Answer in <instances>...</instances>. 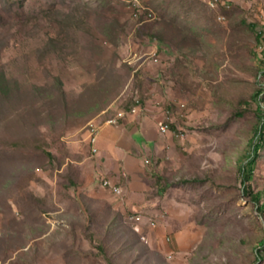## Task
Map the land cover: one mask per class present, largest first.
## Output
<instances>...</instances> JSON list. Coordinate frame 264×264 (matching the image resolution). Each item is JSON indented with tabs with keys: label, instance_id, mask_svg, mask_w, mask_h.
Listing matches in <instances>:
<instances>
[{
	"label": "rangeland",
	"instance_id": "rangeland-1",
	"mask_svg": "<svg viewBox=\"0 0 264 264\" xmlns=\"http://www.w3.org/2000/svg\"><path fill=\"white\" fill-rule=\"evenodd\" d=\"M148 105L143 192L88 189L68 136ZM0 264H264V0H0Z\"/></svg>",
	"mask_w": 264,
	"mask_h": 264
},
{
	"label": "crops",
	"instance_id": "crops-1",
	"mask_svg": "<svg viewBox=\"0 0 264 264\" xmlns=\"http://www.w3.org/2000/svg\"><path fill=\"white\" fill-rule=\"evenodd\" d=\"M162 115L163 112L158 107L148 105L132 108L122 116L119 123L102 122L98 127L95 143L98 147L97 153L91 151L88 128L69 135L70 149L80 152V157L75 160L77 165L88 170L85 175L88 189L98 185V175L102 174L103 177L120 184L123 193L143 192L148 173L145 160L152 161L154 154L162 151L166 142L172 138V132H176L171 126V131L162 133L159 130L157 121ZM166 122L171 123L167 113ZM111 194L116 196L113 192ZM133 216L144 219L143 213L138 211L133 213Z\"/></svg>",
	"mask_w": 264,
	"mask_h": 264
},
{
	"label": "built area",
	"instance_id": "built-area-1",
	"mask_svg": "<svg viewBox=\"0 0 264 264\" xmlns=\"http://www.w3.org/2000/svg\"><path fill=\"white\" fill-rule=\"evenodd\" d=\"M143 10V9H141ZM150 14V13H149ZM157 125L159 127V130L162 132V133H165V132H168V131H171L169 128H168V124H166V113L163 112V115L162 117H160L157 121ZM173 135H178L177 132H172ZM93 135L94 134H91V151L93 153H97L98 152V149H94V145H93ZM101 183L104 187H107L110 189L111 192H113L114 194L116 195H122L123 194V187L120 185V184H116L114 182H112L111 179L107 178V177H102L101 179ZM136 211H133L131 213H129L128 215V218H130L131 220H133V213H135ZM135 221V220H133ZM136 222H142V221H136ZM151 225H155L156 224V219H155V223H149Z\"/></svg>",
	"mask_w": 264,
	"mask_h": 264
},
{
	"label": "trees",
	"instance_id": "trees-1",
	"mask_svg": "<svg viewBox=\"0 0 264 264\" xmlns=\"http://www.w3.org/2000/svg\"><path fill=\"white\" fill-rule=\"evenodd\" d=\"M134 107H131L130 109H132ZM259 132H260L261 135L263 134V130L261 128L259 129ZM259 146H260V144L258 142L254 145V149H253L254 155H255V152H256V150H257V148ZM254 165H255V157L254 156L251 157L246 163L243 164V166H242V173H243V181H244V183L247 182L248 180H250V176H251V174L253 172Z\"/></svg>",
	"mask_w": 264,
	"mask_h": 264
},
{
	"label": "bare ground",
	"instance_id": "bare-ground-1",
	"mask_svg": "<svg viewBox=\"0 0 264 264\" xmlns=\"http://www.w3.org/2000/svg\"><path fill=\"white\" fill-rule=\"evenodd\" d=\"M211 3H214L216 2L217 0H207ZM112 121H115L113 119H109V122H112ZM166 124H168V128L170 129V124L168 122H166ZM89 132H90V140H91V134H94L93 135V145H94V149H98V147L96 146V138H97V134H98V127L93 125L90 127L89 129ZM152 223H155V221H152Z\"/></svg>",
	"mask_w": 264,
	"mask_h": 264
}]
</instances>
